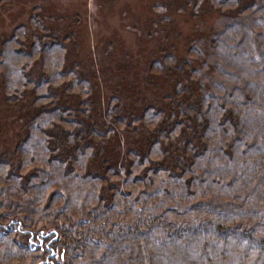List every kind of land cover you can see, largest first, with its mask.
Instances as JSON below:
<instances>
[{
	"label": "trees",
	"instance_id": "1",
	"mask_svg": "<svg viewBox=\"0 0 264 264\" xmlns=\"http://www.w3.org/2000/svg\"><path fill=\"white\" fill-rule=\"evenodd\" d=\"M213 5L234 12L225 14L223 27L215 31L218 46L210 44L205 54L195 55L200 67L209 58L212 63L204 77L193 79L201 85L190 96L193 103L187 110L178 106V117L149 135L142 151L129 150L128 162L112 164L119 144L115 126L100 129L79 116L91 108V77L78 71L76 61L68 72L66 66L55 72L58 78L73 75L84 89H72L79 103L53 101L43 110L38 109L43 103H32L37 110L23 123L28 126L42 113L45 118L41 135L25 151L30 159L17 147L9 156L0 153L5 175L0 179V220L10 222L0 245L3 237L17 239L11 235L19 226L33 235L31 264H264V0ZM248 12L257 15L253 21L243 16ZM23 76V87L47 81ZM211 84V92L200 96ZM6 89L7 100L14 103L17 91ZM45 91L49 101L57 97L49 87ZM160 113L168 118L172 109L152 106L140 117H129L127 124L144 121L154 128ZM63 114L71 116L67 126ZM33 137L27 132L24 139ZM98 140L113 142L97 153ZM175 141L181 148L174 161L166 156ZM33 160L39 171L26 169L23 175L22 166L34 165ZM4 244L6 264L27 263L21 255L29 252L27 243L15 256H8Z\"/></svg>",
	"mask_w": 264,
	"mask_h": 264
},
{
	"label": "rangeland",
	"instance_id": "2",
	"mask_svg": "<svg viewBox=\"0 0 264 264\" xmlns=\"http://www.w3.org/2000/svg\"><path fill=\"white\" fill-rule=\"evenodd\" d=\"M240 1L243 4L248 0ZM217 2L220 0H0V153L9 156L17 147L25 158L30 159L25 151L32 146L35 136L41 135L38 129L45 118L42 113L28 126L23 123L37 110L32 103H43L39 110L47 109V103L53 101L79 103L81 97L72 89L82 92L83 85L76 82L73 75L58 78L55 73L64 66V71L69 70L76 61L80 65L78 71L91 77V85L87 86L91 108L88 110L86 106L84 114L79 113V116H87L85 119L96 123L100 129L105 124L115 126L119 144L113 152L112 164L128 162L129 150L142 151L149 135L152 137L159 129L174 122L178 117V106L187 110L193 103L190 96L201 86L200 80L197 85L193 79L196 75L204 77L212 63L209 58V64L207 61L200 67L195 55L199 51L205 54L210 44L218 46L215 31L223 27L225 14L234 12L233 9L227 11L229 9L215 7L213 4ZM243 16H249V21H253L257 15L248 12ZM59 43L63 46L59 47ZM22 49L27 53H20ZM24 74L36 81L45 76L47 81L39 86L23 87ZM176 82L182 90L176 87ZM211 86L208 91L200 90V96L211 92ZM6 87L17 91L14 103L7 100ZM47 87L57 96L52 101L45 91ZM158 105L168 112L172 109V113L168 118L160 113L156 127H145L144 121L150 113L144 121L133 120L136 124H127L129 117H140L146 109ZM106 108L107 112L98 118ZM62 117L67 126L66 119L71 117L70 114ZM189 120L193 124L191 114ZM27 132L34 136L30 142V138L24 139ZM98 141V145L94 141L97 153H100V146L113 142ZM170 144L173 146L169 147L166 158L175 161L181 144L176 141ZM31 163L34 165L22 166L23 175L27 171H39L33 168L38 162L33 160ZM28 165L31 169L26 168ZM96 166L99 167V163ZM4 176L3 171L1 181ZM47 194L46 191L44 197ZM12 223L15 226L16 222ZM8 225L10 222L0 220L1 235L10 233ZM13 233L11 236L16 240L10 242L3 237L8 256H15V252L23 250L21 243H27L29 252L21 255L26 256V264H31L36 254L30 253L33 241L28 229L17 226ZM3 244L0 245V262L5 254Z\"/></svg>",
	"mask_w": 264,
	"mask_h": 264
},
{
	"label": "bare ground",
	"instance_id": "3",
	"mask_svg": "<svg viewBox=\"0 0 264 264\" xmlns=\"http://www.w3.org/2000/svg\"><path fill=\"white\" fill-rule=\"evenodd\" d=\"M31 237H33V235ZM34 237H36V236L34 235Z\"/></svg>",
	"mask_w": 264,
	"mask_h": 264
}]
</instances>
